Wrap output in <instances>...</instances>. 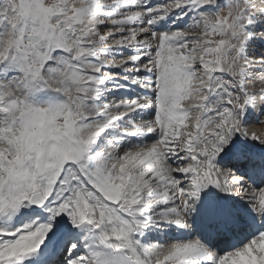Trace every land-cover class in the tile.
Instances as JSON below:
<instances>
[{"label": "bare ground", "instance_id": "1", "mask_svg": "<svg viewBox=\"0 0 264 264\" xmlns=\"http://www.w3.org/2000/svg\"><path fill=\"white\" fill-rule=\"evenodd\" d=\"M143 1L145 6L152 3V6L161 4V0ZM176 2L179 5L175 4L170 10L166 9L160 24L156 27L166 32L167 39L180 42L188 35L171 33L174 26L182 25L184 29L190 28L185 25L189 16L193 22L201 19V22L205 23V17L199 13L200 9L212 10L215 6L227 4L225 0H217L211 6H208L210 0H190V2L186 0L183 4L180 0ZM194 2L200 7L192 8V4L195 6ZM259 3L258 0L255 11L264 17V10L261 11L262 5ZM158 8L160 7H155L148 13L161 12ZM251 15L255 16L252 13ZM255 20L251 19L240 29L246 44L255 41L260 43L259 48L264 49V38L257 37L249 28L251 23L257 24ZM206 29L205 23L204 30ZM216 32L220 34L213 36L214 40L222 41L226 38L227 34L223 28L217 26L213 34L215 35ZM144 41L142 45L145 44ZM7 42L10 43V40ZM207 43L211 42L203 43L206 51ZM91 46L90 43H86L78 52L88 51ZM207 58L208 61L205 63L211 64L213 69L206 72L205 68L206 75L203 74L194 83L190 82V86L198 90L192 100L199 103L198 106L195 102H189L194 105L192 109L197 111L194 113L189 106H186L188 103L179 106L178 102L164 93L166 89L163 83L164 78L161 77L160 82L157 81L159 86L156 87L157 82L153 78L159 77L160 74L155 72L154 76L151 73V70L155 68L156 60L153 63V60L149 59L151 61L147 63L146 57L130 55V58H125L126 60L122 63L132 64L135 69L131 72L118 70L122 72V76L117 78L114 74L117 72L120 61L117 64L115 61L111 65L105 61L94 60L90 56L86 60L88 70L82 71L79 77L76 75L74 77L75 84L83 87L80 90L91 93V97L86 98L84 103L88 110L93 111V115L90 114L92 117L88 115L80 122H74L77 138L93 139L88 148L90 156L87 157L86 172L80 181L74 183L75 177L70 176L75 173V170L73 168L67 170L68 173L64 176V180L67 179V181H62L65 182L64 190L68 192L66 198L46 201L41 208L26 206V209H20L14 213L7 209L0 212V264H50L56 260L55 255L63 246V240L72 235L78 243L75 247H71L69 258L79 253H86L84 263L81 261L82 264H220L222 260H234L236 254L240 256V262L237 264H264V231L257 233L251 226L252 223L264 226V160H262L264 147H257L246 142V130L240 128L243 121L260 117L263 112L258 113L263 106L262 104L260 106V102L257 101L258 105L252 110L251 100L245 96V93L250 91L245 89L247 86L241 85V79L236 81L233 79V81L229 72H220L215 61L210 57ZM244 59L245 62L239 67V72L245 78L251 79L252 77L249 76L251 68L248 64H252L253 59L246 57ZM139 62L142 65L146 62V66L150 68L138 64ZM260 62L259 69L262 71L260 77L263 75L264 82V59L260 58L257 63ZM101 66L108 70L107 76L100 77L99 73H96ZM193 67L192 65L191 68ZM187 69L185 73L191 71ZM9 77V74L5 75L6 79ZM217 78L218 81L223 78L232 80V85L234 84L236 88L235 93L243 100L236 115L232 113L233 116L230 118L232 121L228 120L226 112L232 109L234 112V102L232 98L223 100L221 91L223 87ZM108 83L114 84V88L108 90L106 88ZM6 84H2L3 88L0 85V127L2 128L0 135L2 133L3 136L6 133L3 129L9 127V122L12 126L30 125V119H26L28 115L24 112L31 103L49 104L57 96L50 93L48 88L28 89L22 83L13 85L15 88L12 87L9 91ZM21 89L26 92L20 95ZM203 89L205 93L202 95L199 91ZM161 90L162 93H158ZM168 98V101L175 104L170 108L172 116H177V121L181 124L172 120L170 111L168 116H165L166 114L159 106ZM247 107L252 112V117L246 116ZM159 111L160 116L158 115L157 118L159 117L161 122L165 121L168 128L173 130L171 134L169 133L170 135H161V139L157 138L158 134L153 135L155 127L151 130L145 129L156 123L150 116ZM12 114L19 115L13 123L12 118L16 116ZM132 114L135 118L129 121L131 124L129 125L124 118H130ZM108 116L110 119L107 118ZM24 117L27 120L26 123H24ZM116 122L120 124V127ZM151 122L153 123L150 124ZM147 124L148 126L145 127ZM12 126H10V133H16L19 130L18 127ZM187 128L190 131H187ZM253 131L261 134L264 128L255 127ZM108 132L115 137L116 133L121 135L120 139L117 138L120 141L119 145L128 149V152L123 155L125 160L123 167L126 168L124 174L131 191L135 189V200L128 206L120 202L118 209L110 205V200L102 192L95 193L83 181L90 179L88 168L96 162L93 154L99 142L104 139L103 137L108 136ZM57 137L53 135L51 143L54 144L57 141V144L62 147V141ZM31 161L33 160H25V163L34 165ZM243 161L247 163L245 170L240 168L242 167L240 163ZM231 164L234 166L232 167ZM123 167L120 170H123ZM134 168L138 171L135 172L136 175L132 174ZM5 170L3 173L6 172ZM256 179L261 180L259 187L252 185V181ZM248 181L251 184H248ZM243 183L246 184L243 186ZM15 191L13 189L9 195L12 205L16 200L12 197ZM241 191L244 192L243 195ZM181 194L185 197L183 201L186 208L180 206ZM195 196L199 199H195ZM36 215L42 217L45 224L36 227L34 231L26 235L10 234L19 224H24L25 218L29 219ZM153 220L155 223H152ZM200 220H203L205 227L212 229V235L218 233L220 238L225 239L222 245L221 240L211 242L208 240V235L199 233L195 222ZM150 226L155 229L149 230ZM217 227L223 229L216 232ZM227 229L231 231L229 236L225 234ZM128 235L132 237L133 244L139 247L140 256H134L135 254H131L130 250L125 248L123 238ZM232 242L235 243L231 244ZM241 245L244 246L242 250L239 249ZM148 246H152L150 250L147 249ZM257 252L259 256H256ZM151 254L156 262L151 258ZM241 256H245L244 261Z\"/></svg>", "mask_w": 264, "mask_h": 264}, {"label": "rangeland", "instance_id": "2", "mask_svg": "<svg viewBox=\"0 0 264 264\" xmlns=\"http://www.w3.org/2000/svg\"><path fill=\"white\" fill-rule=\"evenodd\" d=\"M176 1L161 0L159 6H152L153 3L145 6L143 0H0L1 87H4L3 83L10 82V85H6L11 91L13 85L22 83L25 88H36L35 90L48 88L50 93L57 95L49 104L45 102L31 103L29 108H26L24 114L28 115L27 120L30 119L29 126L24 124L12 126L9 122V127H3L5 128L3 131L6 133L4 136L2 133L0 135V212L7 209L14 213L20 209H26L30 206L29 199L34 191H38L42 195L44 202L66 198L68 192L64 190L65 182L62 181H67V179L64 180V176L69 169L75 170V173L70 176L71 178L75 177L73 178L74 183L80 181V178L85 174L84 172L88 167L87 157L90 156L88 148L93 139L71 137L69 127L71 121L80 122L85 116L92 117L91 115H93V111L88 110L84 103L86 98L91 97V93L88 94L87 91L86 93L80 90L83 87L75 84L74 79L75 75L79 77L82 71L88 70L86 60L90 56L94 60L105 61L111 65L115 61L116 64L120 61L117 72L114 74L117 75V78L122 76L119 71L131 72L135 69L132 64H123L128 57L130 58V55L146 57L147 63L151 60L154 63L156 60L155 70L152 69L151 73L155 76L154 73L159 72L160 76L151 78L156 79V82H160L161 77L164 78L163 83L166 88L164 93L178 102L179 106L188 103L186 106H189L190 109L194 107L190 103L195 102L197 104L195 100L193 102L192 100L198 92L190 85L202 77L207 70L213 69L211 64L205 63L209 59L207 57H210L220 68V72H229L232 80L241 79V85L247 86L245 89L250 92H246L245 96L251 100L252 110L255 109L258 102H260L259 105L262 104L263 108H260L258 113L263 112L260 117L243 121L240 128L246 130V142L257 147H264V132L257 134L253 131L255 127L264 128V82L263 75L260 77L262 71H260L259 66L261 62L257 63L260 58L264 59V49L259 48L260 43H255V41L246 44L240 29L245 23L248 24L251 19L257 18L255 20L257 24L251 23L249 28L254 35L264 38V17L255 11L258 0H225L227 4L215 6L212 10L200 9L199 13L205 17L207 29L204 30L205 23L201 22V19L193 22L189 16L185 25L190 26V28L184 29L182 25H176L171 32L188 35L182 42L167 39L166 32L164 33L163 29L156 27L160 24L166 9L170 10L175 4L176 6L179 5ZM185 1L180 0L181 4ZM187 1L190 2V0ZM210 1L208 6L213 5L217 0ZM259 2L262 5L260 9L263 11L264 0H259ZM155 7H160L158 10L161 9V12L148 13ZM191 7L198 8L200 6L195 3V6L192 4ZM251 13L256 15L253 16ZM217 26L223 28L227 34L222 41L213 39V36L220 34L217 32L215 35L213 34ZM8 40L10 43L7 42ZM142 41L145 44L142 45ZM205 42H211L205 44L207 51L203 47ZM86 43L92 45L90 50L79 53L78 50ZM245 57L253 59V63L248 64L251 68L249 74L251 79L245 78L239 72V67L245 62ZM204 59L206 60L202 62ZM138 64L142 65L141 62ZM146 65L145 62L142 66L145 67ZM192 65L194 69L191 68ZM188 66H190L188 69L184 68ZM148 67L146 66V68ZM186 69L191 71L185 73ZM96 73H99L100 77L109 74L108 70L103 69L102 66L97 69ZM7 74L10 75L8 79L5 78ZM232 80L223 78L218 81L217 78L223 87L221 90L223 100L232 98L234 102V112L233 109L226 112L229 121H232L230 118L233 114L236 115L243 102L242 98L235 93L236 88L234 84L232 85ZM158 82L155 84L156 87L159 86ZM106 88L108 90L114 88V84L108 83ZM23 92L26 91L21 89L20 95ZM199 92L203 95L205 89ZM158 93H162V90ZM154 95L156 94L154 93ZM168 100L169 98L164 104L161 102L159 105L163 113L166 114L165 116H168L170 108L175 105ZM248 107L245 114L252 117L253 114ZM191 111L197 112L193 109ZM115 112L119 113V111ZM244 112L245 109L243 114ZM170 113L172 116V111ZM158 115L160 116V111L150 116L156 123L151 127H146L148 123L145 125V129L151 130L155 127L156 130H154L153 135L158 134L157 138L161 139L166 134L170 135L173 130L168 128L167 123L162 119L161 122L159 117L157 118ZM12 116H16V114H12ZM109 116L108 119H110ZM16 118H19L18 114L12 118V123ZM27 120L24 117V123ZM172 120L177 121V116H172ZM177 123L181 124L178 121ZM116 124L120 127L118 122ZM116 124L114 123V125ZM110 125L112 127L113 123ZM10 126L18 127L19 130L16 133H10ZM186 130L190 131L189 128ZM53 135L60 138L62 147L57 144V141L54 144L51 143ZM115 135L116 137L108 132V136L103 137L102 142H99L97 150L93 154L96 162L88 168L90 179L83 181L95 193L102 192L110 200V205L118 209L120 202L126 203L128 206L135 200V189L131 191L124 174L126 168L123 167L125 164L123 155L128 152V149L119 145L121 135L118 133ZM118 137L119 139H117ZM155 143L157 144V142ZM30 159L33 160L31 163L34 165L25 163V160ZM236 165L239 164L236 163ZM122 167L123 170H120ZM145 167L147 168L146 165ZM4 170L5 173H3ZM135 172L138 171L134 168L132 174ZM240 180L243 181L242 177ZM256 182L257 180L254 181V183ZM13 189L16 191L12 197H15L16 200L13 201L12 205L9 195ZM243 194L244 192L241 191V195ZM184 199L185 197L182 196L179 200L182 208H186L184 207ZM43 224H45V220L38 215L29 219L25 218L24 224H19L10 234L26 235ZM220 240L222 244L225 239L221 237ZM77 243L78 241L73 235L63 240V246L59 248L60 251L55 255L56 260L52 261L51 264L84 263L86 253H84L85 255L79 253L69 258L71 247H75ZM123 243L131 254L140 256V249L133 244L131 236L128 235V237L123 238ZM132 247L133 249H131ZM151 247L148 246L147 249L150 250ZM242 248H244L243 245L239 247L241 250ZM256 256H259L258 252ZM151 258L155 261L152 254ZM241 259L244 261L245 256H241ZM239 262L240 256L236 254L234 260H222L220 264H237Z\"/></svg>", "mask_w": 264, "mask_h": 264}, {"label": "water", "instance_id": "3", "mask_svg": "<svg viewBox=\"0 0 264 264\" xmlns=\"http://www.w3.org/2000/svg\"><path fill=\"white\" fill-rule=\"evenodd\" d=\"M69 134L70 136H74L75 135V127L73 122H71L70 127H69ZM43 204V199L41 197V194L38 192H34V195L32 196L31 200H30V205L34 208H40Z\"/></svg>", "mask_w": 264, "mask_h": 264}, {"label": "crops", "instance_id": "4", "mask_svg": "<svg viewBox=\"0 0 264 264\" xmlns=\"http://www.w3.org/2000/svg\"><path fill=\"white\" fill-rule=\"evenodd\" d=\"M253 14V13H252ZM254 15H256V14H254Z\"/></svg>", "mask_w": 264, "mask_h": 264}]
</instances>
